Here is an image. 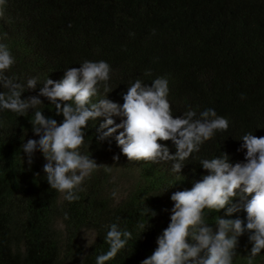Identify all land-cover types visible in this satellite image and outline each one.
I'll use <instances>...</instances> for the list:
<instances>
[{
    "label": "trees",
    "instance_id": "trees-1",
    "mask_svg": "<svg viewBox=\"0 0 264 264\" xmlns=\"http://www.w3.org/2000/svg\"><path fill=\"white\" fill-rule=\"evenodd\" d=\"M0 43L15 58L6 74L25 86L24 100L38 96L47 78L60 81L68 68L105 61L111 68L108 91L105 82L98 84L94 102L107 98L123 105L137 79L150 86L164 77L174 117L191 109L199 118L211 108L229 121L227 131L204 141L180 173L170 160L157 163L166 172L148 174L153 163L129 161L118 146L115 136L123 129L101 143L96 127L105 118L89 121L79 151L111 171L101 166L83 182L80 199L69 202L67 193L47 182L42 152L34 153L31 164L23 153L24 143L40 139L30 122L34 109L25 116L0 110V264H96L110 250L105 237L113 223L132 239L106 264H142L171 222L173 193L191 190L209 174L200 162L227 153L231 163H246L241 138L264 137V0H6ZM33 77L37 88L27 89ZM0 91L7 90L0 85ZM39 98L38 109L62 123L48 98ZM113 119L119 124L124 118ZM165 142L174 155L173 141ZM244 202L234 198L241 210L232 216L227 206L205 209L206 222L214 226L222 216L246 225ZM85 232L94 233L88 246ZM250 235L238 238L233 264H248ZM253 264H264V250Z\"/></svg>",
    "mask_w": 264,
    "mask_h": 264
},
{
    "label": "clouds",
    "instance_id": "clouds-1",
    "mask_svg": "<svg viewBox=\"0 0 264 264\" xmlns=\"http://www.w3.org/2000/svg\"><path fill=\"white\" fill-rule=\"evenodd\" d=\"M5 5L6 0H0V18L5 16ZM15 63L9 47L0 43V85L7 90L0 91V110L25 116L34 109L30 122L40 139L24 143L23 153L31 164L34 153L42 152L47 161L43 166L47 182L51 189L67 193L65 199L69 202L80 199L77 193L85 190L83 182L101 166L111 171L107 165H100L79 151L85 144L89 121L105 118L96 127V139L101 143L123 129L115 136L118 146L129 161L153 163L147 174L166 172L157 163L170 160L174 161L173 171L180 173L183 162L198 152L204 141L212 139L217 131L229 128L228 119L218 116L211 108L201 112L199 118L191 109L174 117L168 100L169 82L164 77L154 79L150 86L137 79L123 94V105L107 98L94 102L98 84L105 82V91H108L106 82L111 68L105 61H84L78 68H68L60 81L47 78L38 96L24 100L21 96L25 86L6 74ZM37 85L38 77L28 79L27 89L35 90ZM40 96L48 98L56 115L64 117L62 123L46 117L38 109L43 104ZM114 116L124 119L116 124ZM168 140L176 146L174 155L166 142L160 143ZM241 140L242 148L247 150L246 163H231L227 153L204 159L200 164L209 174L191 190L173 193L171 222L158 237L154 253L142 264H233L238 238L245 231L251 233L249 240L253 246L248 264H253L254 258L264 250V137L248 133ZM114 159L119 160V155ZM238 195L245 201L242 208L247 213L246 225L242 219L222 216L215 219L214 226L206 222L205 209L219 212L227 206L228 216L240 211L241 206L233 203ZM151 211L155 217L157 213ZM140 227L145 228L143 224ZM130 239V231L121 230L113 223L105 237L110 250L97 256L96 264H106L115 258Z\"/></svg>",
    "mask_w": 264,
    "mask_h": 264
},
{
    "label": "rangeland",
    "instance_id": "rangeland-1",
    "mask_svg": "<svg viewBox=\"0 0 264 264\" xmlns=\"http://www.w3.org/2000/svg\"><path fill=\"white\" fill-rule=\"evenodd\" d=\"M94 239V233L93 232H85L84 233V242L85 246H88Z\"/></svg>",
    "mask_w": 264,
    "mask_h": 264
}]
</instances>
